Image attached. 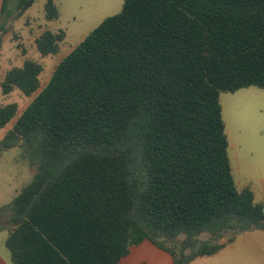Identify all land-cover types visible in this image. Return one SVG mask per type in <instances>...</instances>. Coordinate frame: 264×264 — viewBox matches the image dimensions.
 <instances>
[{"label":"trees","instance_id":"trees-1","mask_svg":"<svg viewBox=\"0 0 264 264\" xmlns=\"http://www.w3.org/2000/svg\"><path fill=\"white\" fill-rule=\"evenodd\" d=\"M8 1L0 49L37 0L7 14ZM45 18H60L54 0ZM65 38L46 30L36 46L57 55ZM43 71L26 59L3 94L33 96ZM249 87L264 89V0H124L21 114L0 105V129L12 124L0 146L37 168L0 206L12 264H120L145 241L190 264L264 231V204L235 182L221 104Z\"/></svg>","mask_w":264,"mask_h":264},{"label":"rangeland","instance_id":"rangeland-1","mask_svg":"<svg viewBox=\"0 0 264 264\" xmlns=\"http://www.w3.org/2000/svg\"><path fill=\"white\" fill-rule=\"evenodd\" d=\"M45 1L38 0L23 17L9 21L8 30L2 35L0 105L16 102L19 106V114L49 82L59 62L105 18L118 14L124 3V0H63L62 4H58L60 18L47 21ZM17 3L18 0L8 1L7 14L15 11ZM46 30L54 32L62 30L66 34L60 53L57 55L42 56L37 49L36 40ZM26 59L35 60L43 65L41 88L31 97H26L19 91L4 95L1 90V81L5 74L13 67L22 66ZM221 104L231 144L229 157L234 168L237 163L245 165L249 162H264V89L249 87L236 93H222ZM5 133V129H0V140ZM36 171L37 168L22 156L19 148L5 150L0 146V206L9 204L32 181ZM234 176L239 190L249 185L248 179H250L249 183H254L257 188L262 184L258 182L260 178L256 173H250V177L240 174L243 182H240L237 171L234 172ZM2 224L7 227L5 220ZM231 235L232 233L226 235L222 242ZM7 236L8 233L5 230L0 231V264H12L9 251L5 246ZM200 239L208 240L210 235L205 233ZM168 259L171 263V259ZM150 264L164 263L159 259L151 258Z\"/></svg>","mask_w":264,"mask_h":264},{"label":"crops","instance_id":"crops-1","mask_svg":"<svg viewBox=\"0 0 264 264\" xmlns=\"http://www.w3.org/2000/svg\"><path fill=\"white\" fill-rule=\"evenodd\" d=\"M47 1L48 0L45 1V4L47 3ZM54 1L57 5L62 4L63 2V0ZM3 2L4 0H0V14L2 11ZM11 126L9 125L4 128L6 132L11 128ZM233 147L235 146L233 145ZM232 168L233 175L234 172L237 171L240 182H243L240 174L243 176L247 175L248 177H250V173H256V175H258V177L260 178V181L258 182L262 183L259 188H257L254 183H249L250 179H248L247 181V184L249 185H245L243 188L250 186L251 190L254 193L255 200L264 204V162H249L245 165H240L237 163L236 168H234L233 164ZM261 192L263 193V195H261ZM5 231L8 233L7 230ZM151 258L159 259L163 261L164 264H173V259L170 254L155 247L149 241H145L138 246L132 247L130 254L127 257L123 258L120 264H150ZM168 258L171 259V263ZM190 264H264V231H252L240 234L236 237L235 241L232 244L227 245L217 254L210 257L197 258Z\"/></svg>","mask_w":264,"mask_h":264}]
</instances>
